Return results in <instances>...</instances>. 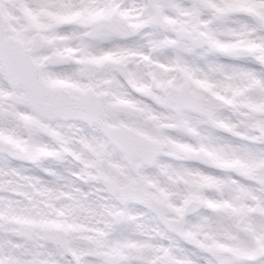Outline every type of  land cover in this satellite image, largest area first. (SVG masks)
<instances>
[{"label":"snow or ice","instance_id":"snow-or-ice-1","mask_svg":"<svg viewBox=\"0 0 264 264\" xmlns=\"http://www.w3.org/2000/svg\"><path fill=\"white\" fill-rule=\"evenodd\" d=\"M0 264H264V0H0Z\"/></svg>","mask_w":264,"mask_h":264}]
</instances>
